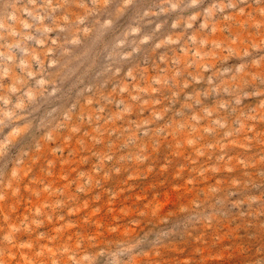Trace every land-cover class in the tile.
I'll return each mask as SVG.
<instances>
[{
    "label": "clouds",
    "instance_id": "1",
    "mask_svg": "<svg viewBox=\"0 0 264 264\" xmlns=\"http://www.w3.org/2000/svg\"><path fill=\"white\" fill-rule=\"evenodd\" d=\"M217 247L264 264V0H0V264Z\"/></svg>",
    "mask_w": 264,
    "mask_h": 264
},
{
    "label": "rangeland",
    "instance_id": "2",
    "mask_svg": "<svg viewBox=\"0 0 264 264\" xmlns=\"http://www.w3.org/2000/svg\"><path fill=\"white\" fill-rule=\"evenodd\" d=\"M173 202H175V197H173ZM173 212H175V209H173ZM182 222H183V217L173 215L168 224L156 226L155 222H153V225H150V227H155L157 231L175 227L177 231L179 232L181 230ZM174 239L178 241V237ZM226 243H231V241H226ZM213 252L220 253L222 258L217 257L216 260L209 261L208 264H246V258L244 256H241L235 253L231 255L226 252L221 253L220 247L213 249ZM187 254L188 253H184V255H187ZM176 255L177 253L175 251H170L168 253V257L170 259H174Z\"/></svg>",
    "mask_w": 264,
    "mask_h": 264
}]
</instances>
